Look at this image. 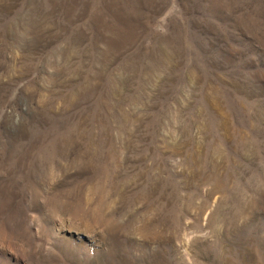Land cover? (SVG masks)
<instances>
[{"label":"rangeland","instance_id":"rangeland-1","mask_svg":"<svg viewBox=\"0 0 264 264\" xmlns=\"http://www.w3.org/2000/svg\"><path fill=\"white\" fill-rule=\"evenodd\" d=\"M0 264H264V0H0Z\"/></svg>","mask_w":264,"mask_h":264}]
</instances>
